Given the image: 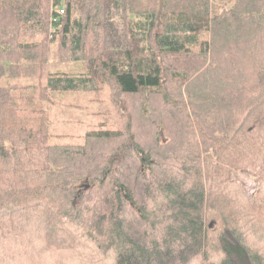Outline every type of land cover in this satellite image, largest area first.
I'll use <instances>...</instances> for the list:
<instances>
[{
	"label": "trees",
	"instance_id": "16d2710c",
	"mask_svg": "<svg viewBox=\"0 0 264 264\" xmlns=\"http://www.w3.org/2000/svg\"><path fill=\"white\" fill-rule=\"evenodd\" d=\"M0 264H264V0H0Z\"/></svg>",
	"mask_w": 264,
	"mask_h": 264
},
{
	"label": "rangeland",
	"instance_id": "374dc122",
	"mask_svg": "<svg viewBox=\"0 0 264 264\" xmlns=\"http://www.w3.org/2000/svg\"><path fill=\"white\" fill-rule=\"evenodd\" d=\"M69 121V120H67ZM86 129V126L82 123L78 124L76 121H69V122H59L58 124H55V131L59 132H82ZM237 176L241 179H243L250 192H254L256 190V182L249 177L248 175L244 173H237Z\"/></svg>",
	"mask_w": 264,
	"mask_h": 264
}]
</instances>
